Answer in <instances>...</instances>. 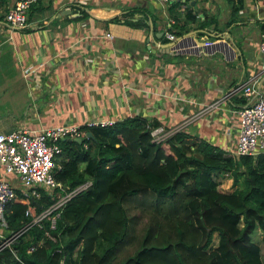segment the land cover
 <instances>
[{
    "label": "trees",
    "instance_id": "trees-1",
    "mask_svg": "<svg viewBox=\"0 0 264 264\" xmlns=\"http://www.w3.org/2000/svg\"><path fill=\"white\" fill-rule=\"evenodd\" d=\"M227 1L231 10L224 25L235 21L243 0ZM40 3L28 4L21 26L2 21L28 32ZM85 6L75 4L77 14L70 13L72 17L88 16ZM134 11L141 14L133 18ZM149 17L153 21L146 8L131 7L106 21L148 27ZM191 19L195 20L193 14ZM212 19V15L197 19L196 26L204 28L199 34L212 38L205 28ZM236 96L235 103L245 101ZM57 123L78 124L83 132L59 138L54 178L63 190L88 184L63 203L53 227L45 217L31 226L33 241L40 240L33 250L26 251L31 240L20 236L0 249V264H264L263 152L234 156L228 151L233 143L223 149L182 126L169 130L157 118L139 113L90 123L48 124ZM157 126L168 131L158 140L152 134ZM225 173L231 178L230 190L218 187ZM37 189V197L16 189L4 203L5 234L27 220L25 208L36 213L59 190Z\"/></svg>",
    "mask_w": 264,
    "mask_h": 264
},
{
    "label": "crops",
    "instance_id": "crops-1",
    "mask_svg": "<svg viewBox=\"0 0 264 264\" xmlns=\"http://www.w3.org/2000/svg\"><path fill=\"white\" fill-rule=\"evenodd\" d=\"M12 1L0 5V131L139 113L227 149L239 105V94L229 89L253 81L264 94V57L258 51L264 0H243L228 25L227 0H40L28 32L2 21ZM81 3L89 15L72 17L73 6ZM131 7L152 14L148 27L106 21ZM140 14L134 11L133 18ZM206 15L214 17L205 26L212 38L196 26ZM33 64L38 76L30 77L37 81L28 82L18 67Z\"/></svg>",
    "mask_w": 264,
    "mask_h": 264
},
{
    "label": "built area",
    "instance_id": "built-area-1",
    "mask_svg": "<svg viewBox=\"0 0 264 264\" xmlns=\"http://www.w3.org/2000/svg\"><path fill=\"white\" fill-rule=\"evenodd\" d=\"M31 1L33 0H13L9 8L3 12V21L10 27L21 26L25 22V10ZM159 1L168 3L173 0ZM184 7L185 5L182 4L180 9L183 10ZM165 35L169 39L174 38L172 32L166 31ZM258 51L264 57V29L260 35ZM27 66L30 65L24 67ZM35 66L37 70L38 65ZM229 93H238L245 99L235 109L236 130L233 145L228 148L229 153L234 156L264 153V94L257 93L253 81H238L229 89ZM159 129L161 130L162 127L155 128V130ZM82 132L75 123L48 124L37 129L21 127L0 131V249L10 241H18L20 236H25L31 240L25 248L26 251L33 250L40 240L33 241L29 234L31 226L40 224V220L45 217L49 219V226L53 227L63 203L88 184L84 181L69 190H63L60 182L53 176V167L61 150L58 144L59 138L66 135L79 136ZM167 132V130L163 131L165 135ZM38 186L49 192H53L58 187L59 190L55 192L57 197L36 213L28 207L25 208L23 214L27 216V220L16 229L8 230L9 235L5 234L3 232L5 219L2 214L4 203L15 195L16 189L23 195L37 197ZM60 190L63 192L59 193ZM11 251L15 254L14 250Z\"/></svg>",
    "mask_w": 264,
    "mask_h": 264
},
{
    "label": "rangeland",
    "instance_id": "rangeland-1",
    "mask_svg": "<svg viewBox=\"0 0 264 264\" xmlns=\"http://www.w3.org/2000/svg\"><path fill=\"white\" fill-rule=\"evenodd\" d=\"M18 69H19L20 74L23 77H25V79L28 82H33L32 80L37 81V79L30 77V75L38 76V74H37L38 72L36 70V66L35 65H30V66H27V67L19 66ZM152 134H153L154 139H157V140L160 139V138H162L163 136H165V133H163V130H160V129L159 130H155L154 129L152 131ZM220 179H221V181H220L218 187L221 190H230L231 187H232V185H231V178L230 177H227V174L225 173ZM258 236H259V234L256 235V238ZM211 242L212 243L215 242V239L213 238Z\"/></svg>",
    "mask_w": 264,
    "mask_h": 264
},
{
    "label": "water",
    "instance_id": "water-1",
    "mask_svg": "<svg viewBox=\"0 0 264 264\" xmlns=\"http://www.w3.org/2000/svg\"><path fill=\"white\" fill-rule=\"evenodd\" d=\"M69 11V9L66 7V8H64L63 10H62V12L63 13H65V12H68ZM74 14H77V12H75ZM174 42H176V38L174 39V40H172V44H171V46L174 44ZM163 44H165V43H163ZM162 45V44H161ZM147 46H149V45H147ZM168 48L170 47V44H168V45H166ZM165 47V46H164ZM168 48H167V50H168ZM74 139H76L78 142H80L81 141V138H79V137H77V138H74Z\"/></svg>",
    "mask_w": 264,
    "mask_h": 264
}]
</instances>
